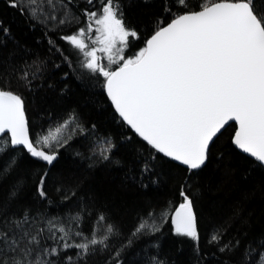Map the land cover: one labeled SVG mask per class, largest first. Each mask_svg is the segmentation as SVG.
<instances>
[{"label": "trees", "instance_id": "obj_1", "mask_svg": "<svg viewBox=\"0 0 264 264\" xmlns=\"http://www.w3.org/2000/svg\"><path fill=\"white\" fill-rule=\"evenodd\" d=\"M219 1L189 0L195 8L173 7V12L197 11L201 4ZM101 2L93 0L90 5L87 0H72L69 16L77 15L78 21L66 25L49 21L45 26L9 6L8 0H0V89L23 97L30 137L34 140L69 115L76 121L65 128L62 137L71 134L76 123L85 130L72 134L52 165L31 157L22 146L0 155V170L16 157L11 169L0 174V212L16 219L27 212L33 230L43 229L44 236L49 235L50 220L70 228L68 243L80 242L81 238L75 236L78 231L89 235L97 215L105 213L120 235L109 241L107 250L97 248L75 264H115L112 257L129 239L132 243L120 251V264H151L152 257L163 264H252L255 253L246 261V249L264 250V165L232 143L234 124L214 139L206 165L192 172L157 153L129 127L107 96L104 78L82 68L84 57L61 39L83 27L87 21L84 11L99 10ZM166 3L172 0H119L126 26L137 32V37L130 38L126 56L135 55L145 46L158 20L167 23L171 19L164 10ZM57 15L63 18V12ZM0 137L8 139L10 134ZM109 140L110 159L104 160L100 151L108 147ZM45 173L47 197L42 199L37 184ZM182 186L194 199L199 236L195 242L175 234L171 222L182 203ZM66 195L68 200L64 199ZM149 211L159 231L132 237L141 217L148 218ZM217 232L220 242L210 243ZM60 235L57 232V237ZM237 240V248L219 251L223 243L235 244ZM45 243L53 245L52 240ZM66 251L75 257L77 250Z\"/></svg>", "mask_w": 264, "mask_h": 264}, {"label": "snow or ice", "instance_id": "obj_2", "mask_svg": "<svg viewBox=\"0 0 264 264\" xmlns=\"http://www.w3.org/2000/svg\"><path fill=\"white\" fill-rule=\"evenodd\" d=\"M8 2L45 26L49 21L66 25L79 20L75 14L69 16L68 5L72 0ZM87 3L91 5L93 0ZM173 7L188 9L196 5L189 0L166 3L164 10L171 19L167 23L158 20L154 34L133 56L124 53L137 32L126 26L119 0H102L99 10H85V26L61 39L84 57L82 68L104 78L103 87L115 111L157 153L187 166L189 172L201 169L206 165L214 139L230 122H235L238 127L232 143L264 165V0H221L201 4L198 11L173 12ZM60 12L63 18L57 15ZM93 32L95 38L91 39ZM89 41L97 46L90 47ZM49 43L55 45L52 40ZM97 53L105 54L108 64L101 63ZM27 76L25 72L24 78ZM75 121L76 117L69 115L63 123L33 140L23 97L0 89V134H10L8 139L0 137V155L22 146L31 157L52 165L59 149L73 138L72 134L85 131L76 123L71 134L62 137L65 128ZM106 143L108 147L100 151V156L109 160L112 144L110 140ZM15 163L16 157H12L0 174L7 173ZM147 170L145 165L144 171ZM46 180L47 173L39 176L37 192L42 199L47 197ZM180 196L182 203L171 218L174 232L198 241L194 199L183 186ZM109 220L100 212L89 235L78 231L75 236L81 238L80 242L68 243L70 228L57 226L50 220L49 235L44 236L43 229L33 230L27 212L19 219L0 212V264H75L97 248L107 250L109 241L120 235ZM158 231L154 214L149 211L148 218L141 217L131 236ZM57 232L61 233L59 237ZM46 240H52L53 245L45 243ZM220 240L221 234L217 232L209 242ZM59 241L65 242L54 246ZM131 243L129 239L115 252L112 257L115 264H120V251ZM239 243V240L235 244L223 243L219 251H232ZM261 247L264 248V242ZM73 248L77 250L75 257L66 251ZM253 253L252 264H264V250L257 252L251 246L245 251V260ZM151 264L163 262L152 257Z\"/></svg>", "mask_w": 264, "mask_h": 264}, {"label": "rangeland", "instance_id": "obj_3", "mask_svg": "<svg viewBox=\"0 0 264 264\" xmlns=\"http://www.w3.org/2000/svg\"><path fill=\"white\" fill-rule=\"evenodd\" d=\"M21 2L22 3H25L26 2V0H21ZM85 26V25H84ZM93 28H95V25H93ZM78 30V29H77ZM76 30V31H77ZM75 31V32H76ZM95 38V33L93 32L92 34H91V39H94ZM89 44H90V47H96L97 45H91V43H90V41H89ZM98 54V56H100L101 57V62H103V63H106V64H108V61H107V58H106V56H105V54H103V53H97ZM111 66V65H110ZM179 207V206H178ZM176 211V210H175ZM175 211H174V213L172 214V216H174V214H175ZM172 218V217H171ZM173 228H174V225H173Z\"/></svg>", "mask_w": 264, "mask_h": 264}, {"label": "water", "instance_id": "obj_4", "mask_svg": "<svg viewBox=\"0 0 264 264\" xmlns=\"http://www.w3.org/2000/svg\"><path fill=\"white\" fill-rule=\"evenodd\" d=\"M219 2H221V1H219ZM197 11H198V10H197ZM153 34H154V33H153ZM153 34H152V35H153ZM150 37H151V36H150ZM150 37H149V38H150ZM105 91H106V90H105ZM106 94H107V93H106ZM230 124H234V125H235V131H236L238 125H236L235 122H230ZM128 126H129V125H128ZM129 127H130V126H129ZM130 128H131V127H130ZM132 130H133V129H132ZM133 131H134V130H133ZM222 131H223V130H222ZM134 132H135V131H134ZM234 133H235V132H234ZM218 135H219V134H218ZM241 151H242V150H241ZM245 154H246V153H245ZM247 155H248V154H247ZM248 156H250V155H248ZM250 157H251V156H250Z\"/></svg>", "mask_w": 264, "mask_h": 264}]
</instances>
